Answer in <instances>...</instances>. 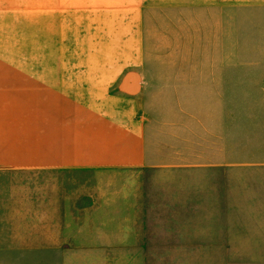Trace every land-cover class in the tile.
Listing matches in <instances>:
<instances>
[{"label": "crops", "instance_id": "0c3cea01", "mask_svg": "<svg viewBox=\"0 0 264 264\" xmlns=\"http://www.w3.org/2000/svg\"><path fill=\"white\" fill-rule=\"evenodd\" d=\"M0 264H264V0H0Z\"/></svg>", "mask_w": 264, "mask_h": 264}, {"label": "rangeland", "instance_id": "374dc122", "mask_svg": "<svg viewBox=\"0 0 264 264\" xmlns=\"http://www.w3.org/2000/svg\"><path fill=\"white\" fill-rule=\"evenodd\" d=\"M148 10V9H147ZM151 11H144L145 14H147V24L148 26L153 27H147V51L149 53H153L150 59L153 58V61L158 62H172L175 61V59L171 55L166 54V47H165V36H166V26L165 22L161 23H154V18L156 17L157 20H163L164 15L160 13V11H154L152 9H149ZM152 21V23H151ZM157 25V31H154V28ZM152 40H154V44H152ZM180 59V58H179ZM180 61V60H179Z\"/></svg>", "mask_w": 264, "mask_h": 264}, {"label": "water", "instance_id": "95a60500", "mask_svg": "<svg viewBox=\"0 0 264 264\" xmlns=\"http://www.w3.org/2000/svg\"><path fill=\"white\" fill-rule=\"evenodd\" d=\"M127 82H128V79L126 78L124 84L122 85V88H123V89L125 88V86H127Z\"/></svg>", "mask_w": 264, "mask_h": 264}]
</instances>
